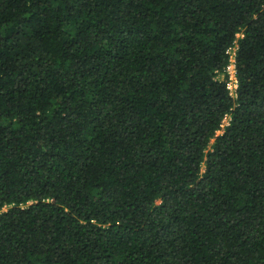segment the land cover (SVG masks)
<instances>
[{"label": "trees", "instance_id": "obj_1", "mask_svg": "<svg viewBox=\"0 0 264 264\" xmlns=\"http://www.w3.org/2000/svg\"><path fill=\"white\" fill-rule=\"evenodd\" d=\"M0 264H264V0H0Z\"/></svg>", "mask_w": 264, "mask_h": 264}, {"label": "built area", "instance_id": "obj_2", "mask_svg": "<svg viewBox=\"0 0 264 264\" xmlns=\"http://www.w3.org/2000/svg\"><path fill=\"white\" fill-rule=\"evenodd\" d=\"M239 36V35H238ZM230 55L229 63L226 66L225 73L228 76L227 80V88L230 91V94L236 98L238 94V88H239V80L236 74V53H237V46H234L230 48L227 51ZM231 119L230 115H226V117L223 120L222 128H224L226 125L229 124V121ZM222 132V131H219Z\"/></svg>", "mask_w": 264, "mask_h": 264}, {"label": "rangeland", "instance_id": "obj_3", "mask_svg": "<svg viewBox=\"0 0 264 264\" xmlns=\"http://www.w3.org/2000/svg\"><path fill=\"white\" fill-rule=\"evenodd\" d=\"M218 133H221V132H218Z\"/></svg>", "mask_w": 264, "mask_h": 264}]
</instances>
